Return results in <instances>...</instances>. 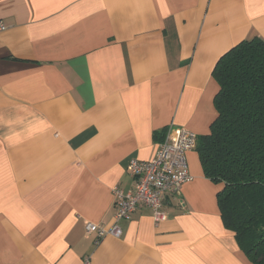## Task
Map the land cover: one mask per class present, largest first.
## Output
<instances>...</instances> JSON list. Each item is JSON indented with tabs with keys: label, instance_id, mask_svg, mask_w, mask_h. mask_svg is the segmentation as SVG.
Returning a JSON list of instances; mask_svg holds the SVG:
<instances>
[{
	"label": "crops",
	"instance_id": "obj_1",
	"mask_svg": "<svg viewBox=\"0 0 264 264\" xmlns=\"http://www.w3.org/2000/svg\"><path fill=\"white\" fill-rule=\"evenodd\" d=\"M0 21V264H252L196 150L163 220L140 206L97 242L85 226L113 225L160 132H209L213 68L264 40V0H0Z\"/></svg>",
	"mask_w": 264,
	"mask_h": 264
},
{
	"label": "trees",
	"instance_id": "obj_2",
	"mask_svg": "<svg viewBox=\"0 0 264 264\" xmlns=\"http://www.w3.org/2000/svg\"><path fill=\"white\" fill-rule=\"evenodd\" d=\"M212 75L217 116L195 150L204 176L224 184L216 195L223 226L252 264H264V40L234 44Z\"/></svg>",
	"mask_w": 264,
	"mask_h": 264
},
{
	"label": "built area",
	"instance_id": "obj_3",
	"mask_svg": "<svg viewBox=\"0 0 264 264\" xmlns=\"http://www.w3.org/2000/svg\"><path fill=\"white\" fill-rule=\"evenodd\" d=\"M6 26L0 21V32ZM197 135L184 127L169 126L150 159L131 158L126 171L133 179V186L128 189L114 188L115 213L114 223L106 228L100 224L88 222L85 226L88 234L95 235V242L105 235L119 237L121 229L118 222L129 219L131 215L145 206L152 212V218L159 222L165 218L162 207L168 194L179 196L184 183L191 180L187 153L195 150ZM84 264H89L88 258Z\"/></svg>",
	"mask_w": 264,
	"mask_h": 264
}]
</instances>
